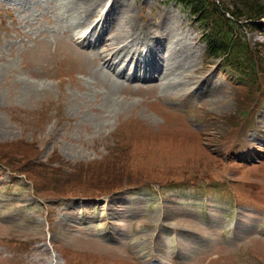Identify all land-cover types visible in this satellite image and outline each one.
<instances>
[{
	"label": "rangeland",
	"instance_id": "1",
	"mask_svg": "<svg viewBox=\"0 0 264 264\" xmlns=\"http://www.w3.org/2000/svg\"><path fill=\"white\" fill-rule=\"evenodd\" d=\"M187 9L0 0V264H264V97Z\"/></svg>",
	"mask_w": 264,
	"mask_h": 264
},
{
	"label": "trees",
	"instance_id": "2",
	"mask_svg": "<svg viewBox=\"0 0 264 264\" xmlns=\"http://www.w3.org/2000/svg\"><path fill=\"white\" fill-rule=\"evenodd\" d=\"M169 1V0H168ZM187 7L193 19L197 22L198 28L204 33V40L207 42V58H221L223 68L231 72L239 73L244 78H254L257 80L254 87L251 104L259 102V98L264 94V66L260 73L256 61V50L248 43L243 35V27L252 32L257 28L258 22L264 19V5L258 0H234L230 8L223 0H174ZM238 4H241L239 7ZM259 53H261L259 51ZM256 55V57H255ZM250 106L243 110L246 113L252 110ZM238 121V118L234 116ZM237 123V122H236ZM236 124L230 125L229 129ZM120 173L111 182V192L118 193L124 185H119ZM113 193V194H115ZM79 195V194H77ZM82 196V195H79ZM99 196V195H98ZM95 197V196H92Z\"/></svg>",
	"mask_w": 264,
	"mask_h": 264
},
{
	"label": "bare ground",
	"instance_id": "3",
	"mask_svg": "<svg viewBox=\"0 0 264 264\" xmlns=\"http://www.w3.org/2000/svg\"><path fill=\"white\" fill-rule=\"evenodd\" d=\"M86 1V0H85ZM90 3V2H89ZM94 3V2H93ZM88 4V3H87ZM91 4H92V2H91ZM92 6V5H91ZM81 8H83V11L85 12V13H88L89 12V9H85L84 7H81ZM96 13V12H95ZM95 21H94V23L96 22V19H94ZM100 22V21H99ZM80 24H81V22H79ZM94 23H92V24H89V26L88 27H86V29L87 28H90L91 27V25H93ZM80 24H79V27H80ZM84 24H88V22H87V20H84V22L82 23V25H84ZM99 23H96L95 25H94V27H93V30L96 28V27H98L99 25H98ZM85 29V28H84ZM85 29V30H86ZM89 30V29H88ZM88 34V33H87ZM87 34H85V35H87ZM85 35H83V36H81V37H79V38H82V37H84ZM117 54L118 53H115V54H113V55H111V56H109V55H106V56H102L101 57V61H102V63H104V65H107V68H109L113 73L114 72H117L118 70H119V68L118 67H120L121 65H122V63L125 61V60H120V61H118L117 63L116 62H114V58L115 57H118L117 56ZM134 64V68L136 69V68H138V66L140 65V62H138V61H136L135 63H133ZM126 67H128V65H126ZM125 67V68H126ZM147 71V70H146Z\"/></svg>",
	"mask_w": 264,
	"mask_h": 264
}]
</instances>
